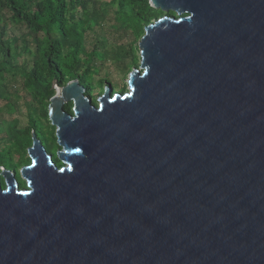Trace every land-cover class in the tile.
<instances>
[{
    "label": "water",
    "instance_id": "95a60500",
    "mask_svg": "<svg viewBox=\"0 0 264 264\" xmlns=\"http://www.w3.org/2000/svg\"><path fill=\"white\" fill-rule=\"evenodd\" d=\"M149 1L126 91L53 81L62 164L0 168V264H264V0Z\"/></svg>",
    "mask_w": 264,
    "mask_h": 264
},
{
    "label": "trees",
    "instance_id": "16d2710c",
    "mask_svg": "<svg viewBox=\"0 0 264 264\" xmlns=\"http://www.w3.org/2000/svg\"><path fill=\"white\" fill-rule=\"evenodd\" d=\"M163 14L149 0H0V168L20 178L32 131L42 144L57 143L48 116L53 81L78 79L90 97L103 85L124 90L145 26Z\"/></svg>",
    "mask_w": 264,
    "mask_h": 264
},
{
    "label": "rangeland",
    "instance_id": "374dc122",
    "mask_svg": "<svg viewBox=\"0 0 264 264\" xmlns=\"http://www.w3.org/2000/svg\"><path fill=\"white\" fill-rule=\"evenodd\" d=\"M141 38V37H140ZM140 40V39H139ZM138 54H139V51H138ZM138 66H139V64H138ZM137 66V67H138ZM137 67H133L132 69H134V68H137ZM131 69V70H132ZM131 72V71H130ZM129 74L130 73H127L125 76H122V80H123V82H124V90H121V91H116V92H124V91H126L127 90V88H128V76H129ZM104 86V88H105V85H103ZM114 88H115V90H117L116 88L117 87H115V86H113ZM122 88V87H121ZM101 91H104V89L102 90V89H93V93L91 94V98H93V99H97V97L99 96V95H101ZM103 93V92H102ZM70 100H68V101H66L65 103H64V105H66L68 102H69ZM0 105H1V101H0ZM57 144V143H56ZM54 142H47L46 144L43 142V146L45 147V149L52 155V159H53V161L55 162V163H57L58 164V162L60 161L58 158H57V150L59 149V146L58 145H56ZM61 162V161H60ZM28 164V163H27ZM23 165H25V164H23ZM22 165V166H23ZM20 168L21 167H19L18 168V170H20ZM19 177H20V173H19ZM16 179H17V181H18V183H22V181L21 180H23V178H18V177H16Z\"/></svg>",
    "mask_w": 264,
    "mask_h": 264
}]
</instances>
